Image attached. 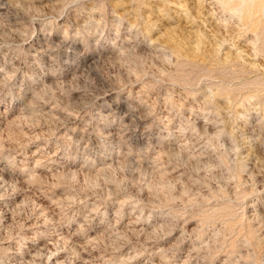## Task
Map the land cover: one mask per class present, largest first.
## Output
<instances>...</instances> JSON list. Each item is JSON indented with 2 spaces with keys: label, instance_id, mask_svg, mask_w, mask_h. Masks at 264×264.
Here are the masks:
<instances>
[{
  "label": "rangeland",
  "instance_id": "rangeland-1",
  "mask_svg": "<svg viewBox=\"0 0 264 264\" xmlns=\"http://www.w3.org/2000/svg\"><path fill=\"white\" fill-rule=\"evenodd\" d=\"M2 1L0 264H264V0Z\"/></svg>",
  "mask_w": 264,
  "mask_h": 264
},
{
  "label": "bare ground",
  "instance_id": "bare-ground-1",
  "mask_svg": "<svg viewBox=\"0 0 264 264\" xmlns=\"http://www.w3.org/2000/svg\"><path fill=\"white\" fill-rule=\"evenodd\" d=\"M258 3H259V2H258ZM4 4H5V3H4L2 0H0V10L3 9V5H4ZM127 134H129V133H127ZM59 239H60V238H57V236H56V237L53 238V241H56V243H57ZM50 243H52V242H50ZM25 247H27L28 250L31 251V252H32V250L35 249V247H33V246H25ZM32 254H33V253H32ZM32 254H31V255H32Z\"/></svg>",
  "mask_w": 264,
  "mask_h": 264
}]
</instances>
